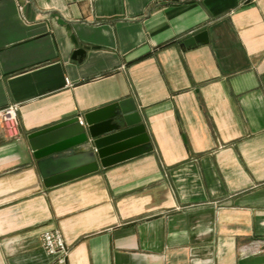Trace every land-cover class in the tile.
<instances>
[{"label":"crops","instance_id":"1","mask_svg":"<svg viewBox=\"0 0 264 264\" xmlns=\"http://www.w3.org/2000/svg\"><path fill=\"white\" fill-rule=\"evenodd\" d=\"M128 98L152 151L45 187L27 134ZM10 104L0 264H52L54 228L63 264H237L264 241V0H0Z\"/></svg>","mask_w":264,"mask_h":264},{"label":"water","instance_id":"2","mask_svg":"<svg viewBox=\"0 0 264 264\" xmlns=\"http://www.w3.org/2000/svg\"><path fill=\"white\" fill-rule=\"evenodd\" d=\"M208 41L207 31H200L185 40ZM125 99L96 108L78 116L51 124L27 134L36 160V168L45 187L95 172L99 166L110 167L134 156L152 151V143L141 115ZM122 116L126 127L113 121ZM237 264H264V255H246Z\"/></svg>","mask_w":264,"mask_h":264},{"label":"built area","instance_id":"3","mask_svg":"<svg viewBox=\"0 0 264 264\" xmlns=\"http://www.w3.org/2000/svg\"><path fill=\"white\" fill-rule=\"evenodd\" d=\"M17 111L18 104H10L0 110V127L9 138L20 136ZM42 246L47 255L51 257L52 264H63L70 249V246L64 240L62 232L56 228L44 231ZM246 249L253 251L252 254L254 255L259 254L264 251V241L252 242Z\"/></svg>","mask_w":264,"mask_h":264}]
</instances>
